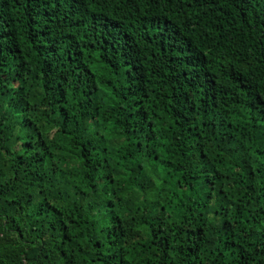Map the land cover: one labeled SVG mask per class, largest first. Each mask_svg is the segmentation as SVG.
<instances>
[{"label":"trees","instance_id":"16d2710c","mask_svg":"<svg viewBox=\"0 0 264 264\" xmlns=\"http://www.w3.org/2000/svg\"><path fill=\"white\" fill-rule=\"evenodd\" d=\"M0 264H264V0H0Z\"/></svg>","mask_w":264,"mask_h":264}]
</instances>
